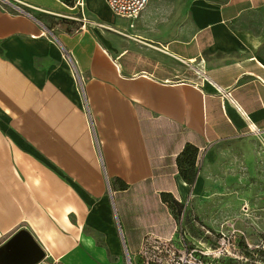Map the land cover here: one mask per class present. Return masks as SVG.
Segmentation results:
<instances>
[{
	"label": "crops",
	"instance_id": "obj_1",
	"mask_svg": "<svg viewBox=\"0 0 264 264\" xmlns=\"http://www.w3.org/2000/svg\"><path fill=\"white\" fill-rule=\"evenodd\" d=\"M11 1L26 12L0 6V245L25 229L43 254L0 264H126L145 232L171 233L162 193L200 183L178 172L183 144L264 129V0H149L133 19Z\"/></svg>",
	"mask_w": 264,
	"mask_h": 264
},
{
	"label": "rangeland",
	"instance_id": "obj_2",
	"mask_svg": "<svg viewBox=\"0 0 264 264\" xmlns=\"http://www.w3.org/2000/svg\"><path fill=\"white\" fill-rule=\"evenodd\" d=\"M194 166L192 182L201 179L181 200L182 222L209 250L208 264H264V129L215 141Z\"/></svg>",
	"mask_w": 264,
	"mask_h": 264
},
{
	"label": "built area",
	"instance_id": "obj_3",
	"mask_svg": "<svg viewBox=\"0 0 264 264\" xmlns=\"http://www.w3.org/2000/svg\"><path fill=\"white\" fill-rule=\"evenodd\" d=\"M148 1L104 0L113 14L127 19L135 18ZM0 6H9L12 12H26L21 3L11 0H0ZM129 25H132V21ZM88 125H91L90 119ZM182 215L183 210L174 218L169 235L145 232L134 254H126V264H208L209 250L199 245L198 240L187 233Z\"/></svg>",
	"mask_w": 264,
	"mask_h": 264
},
{
	"label": "water",
	"instance_id": "obj_4",
	"mask_svg": "<svg viewBox=\"0 0 264 264\" xmlns=\"http://www.w3.org/2000/svg\"><path fill=\"white\" fill-rule=\"evenodd\" d=\"M42 254L41 247L25 229L17 231L9 240L0 245V263L34 262Z\"/></svg>",
	"mask_w": 264,
	"mask_h": 264
},
{
	"label": "trees",
	"instance_id": "obj_5",
	"mask_svg": "<svg viewBox=\"0 0 264 264\" xmlns=\"http://www.w3.org/2000/svg\"><path fill=\"white\" fill-rule=\"evenodd\" d=\"M197 155V147L191 143L183 144L180 151L175 156V163L181 178L192 183L195 176V159ZM162 198L167 202L171 209L173 218H177L184 206L181 200L174 199L169 193H162Z\"/></svg>",
	"mask_w": 264,
	"mask_h": 264
}]
</instances>
